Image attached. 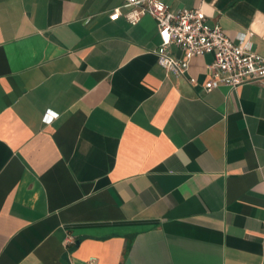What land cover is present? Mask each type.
Masks as SVG:
<instances>
[{
    "label": "crops",
    "instance_id": "crops-1",
    "mask_svg": "<svg viewBox=\"0 0 264 264\" xmlns=\"http://www.w3.org/2000/svg\"><path fill=\"white\" fill-rule=\"evenodd\" d=\"M158 1L264 58V0ZM122 3L0 0V264H264V81L164 70Z\"/></svg>",
    "mask_w": 264,
    "mask_h": 264
},
{
    "label": "built area",
    "instance_id": "built-area-1",
    "mask_svg": "<svg viewBox=\"0 0 264 264\" xmlns=\"http://www.w3.org/2000/svg\"><path fill=\"white\" fill-rule=\"evenodd\" d=\"M144 15L156 24V63L164 70L177 75L185 70L190 58L210 55L209 80L203 84L204 90L219 86L235 89L245 83L264 81V58L253 53L245 42L251 34L232 42L217 25L206 23L200 9L171 11L158 0H123L120 7L111 10L108 19L114 21L122 16L133 25ZM170 46L180 51L179 58L169 56ZM51 118L45 114L43 121L49 122Z\"/></svg>",
    "mask_w": 264,
    "mask_h": 264
}]
</instances>
